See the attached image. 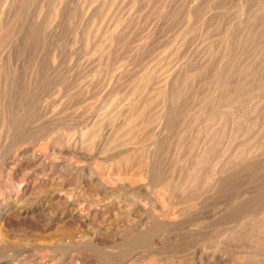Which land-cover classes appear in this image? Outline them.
Returning <instances> with one entry per match:
<instances>
[{
  "label": "rangeland",
  "instance_id": "obj_1",
  "mask_svg": "<svg viewBox=\"0 0 264 264\" xmlns=\"http://www.w3.org/2000/svg\"><path fill=\"white\" fill-rule=\"evenodd\" d=\"M0 264H264V0H0Z\"/></svg>",
  "mask_w": 264,
  "mask_h": 264
},
{
  "label": "bare ground",
  "instance_id": "obj_2",
  "mask_svg": "<svg viewBox=\"0 0 264 264\" xmlns=\"http://www.w3.org/2000/svg\"><path fill=\"white\" fill-rule=\"evenodd\" d=\"M67 52H68V51H67ZM64 53H65V52H64ZM15 56H16V55H15ZM8 69H9V68H8ZM180 76H181V75H180ZM170 77H171V75H170ZM164 78H165V77H164ZM161 79H162V78H161ZM5 81H6V80H5ZM178 86H179V85H178ZM143 88H144V87H143ZM178 88H179V87H178ZM165 90H166V89H165ZM171 93H172V92H171ZM177 93H178V91H177ZM163 94H164V93H163ZM135 97H136V96H135ZM144 97H145V96H144ZM174 99H175V97H174ZM1 101H2V100H1ZM141 102H142V101H141ZM136 104H137V103H136ZM174 104H175V103H174ZM141 105H142V103H141ZM31 107H32V106H31ZM1 109H2V108H1ZM167 109H168V108H167ZM111 110H112V109H111ZM160 110H161V109H160ZM169 113H170V112H169ZM10 115H11V114H10ZM96 115H97V114H96ZM130 115H131V114H130ZM147 115H148V114H147ZM169 115H170V114H169ZM94 116H95V115H94ZM95 117H96V116H95ZM130 117H131V116H130ZM11 119H12V118H11ZM171 121H172V120H171ZM3 122H4V121H3ZM11 122H12V121H11ZM126 122H127V121H126ZM140 122H141V121H140ZM174 122H175V121H174ZM97 123H99V122H97ZM163 123H164V122H163ZM87 124H88V123H87ZM114 124H115V123H114ZM136 125H138V124H136ZM91 127H92V126H91ZM87 128H88V127H87ZM160 128H161V127H160ZM84 129H85V127H84ZM153 129H154V128H153ZM125 130H126V129H125ZM148 130H149V129H148ZM87 132H88V131H87ZM89 132H90V131H89ZM166 132H167V131H166ZM85 134H86V133H85ZM158 134H159V133H158ZM161 134H162V133H161ZM66 135H67V134H66ZM66 135H65V137H66ZM133 135H134V134H133ZM63 136H64V135H63ZM89 136H90V135H89ZM65 137H64V138H65ZM84 137H85V135H84ZM103 137H104V136H103ZM148 137H149V136H148ZM148 137H147V138H148ZM61 138H62V137H61ZM69 138H70V137H69ZM86 138H87V137H86ZM66 139H67V138H66ZM88 139H89V138H88ZM101 139H102V138H101ZM72 140H73V139H72ZM72 140H71V141H72ZM103 140H104V139H103ZM39 141H40V140H39ZM57 141H58V140H57ZM62 141H63V140H62ZM64 141H65V140H64ZM79 141H80V140H79ZM59 142H60V141H59ZM66 142H67V141H66ZM66 142H65V143H66ZM74 142H75V141H74ZM156 142H157V141H156ZM77 143H78V142H77ZM151 143H152V142H151ZM151 143H150V144H151ZM92 144H93V143H92ZM100 144H101V143H100ZM159 144H160V143H159ZM62 145H63V144H62ZM88 145H90V144H88ZM157 145H158V144H157ZM160 145H162V144H160ZM56 146H57V145H56ZM79 146H80V145H79ZM39 147H41V146H39ZM42 147H43V146H42ZM42 147H41V148H42ZM53 147H54V146H53ZM65 147H66V146H65ZM56 148H57V147H56ZM58 148H59V147H58ZM70 148H71V146H70ZM83 148H84V146H83ZM160 148H161V147H160ZM163 148H164V147H163ZM63 149H64V147H63ZM80 149H81V148H80ZM148 149H149V148H148ZM153 149H154V148H153ZM41 150H42V149H41ZM71 150H72V149H71ZM74 150H75V148H74ZM74 150H73V151H74ZM102 150H103V148H102ZM102 150H101V151H102ZM146 150H147V149H146ZM42 151H43V150H42ZM52 151H53V150H52ZM60 151H61V150H60ZM37 152H38V151H37ZM71 152H72V151H71ZM76 152H77V151H76ZM159 152H160V151H159ZM41 153H42V152H41ZM79 153H80V152H79ZM149 153H150V152H149ZM36 154H37V153H36ZM36 154H35L34 156H36ZM56 154H57V153H55V155H56ZM66 154H67V153H66ZM73 154H74V153H73ZM154 154H155V153H154ZM41 155H43V154H41ZM29 156H30V155H29ZM38 156H39V155H38ZM148 156H149V155H148ZM151 156H152V155H151ZM31 157H32V156H31ZM47 157H48V156H47ZM153 157H154V156H153ZM43 158H44V157H43ZM48 158H49V157H48ZM57 158H58V157H56V159H57ZM63 158H64V157H63ZM31 159H32V158H31ZM34 159H35V158H34ZM56 159H55V160H56ZM151 159H152V158H151ZM32 160H33V159H32ZM45 160H46V159H45ZM58 160H59V159H58ZM64 161H65V160H64ZM154 161H155V160H154ZM36 162H38V161H36ZM46 162H47V161H46ZM56 162H57V161H56ZM34 163H35V162H34ZM44 163H45V161H44ZM73 163H74V162H73ZM48 164H49V163H48ZM51 164H52V162H51ZM58 164H59V163H58ZM63 164H64V163H63ZM59 165H60V164H59ZM59 165H58V167H60ZM61 165H62V164H61ZM64 165H65V164H64ZM42 166H43V165H42ZM53 166H54V165H53ZM65 166H66V165H65ZM67 166H68V165H67ZM48 167H49V166H48ZM50 167H51V166H50ZM50 167H49V168H50ZM55 167H57V166H55ZM58 167H57V169H58ZM74 167H75V165H74ZM49 168H48V169H49ZM51 168H52V167H51ZM62 168H64L63 165H62ZM59 169H60V168H59ZM87 169H88V168H87ZM90 169H91V168H90ZM46 170H47V169H46ZM49 170H50V169H49ZM60 170H61V169H60ZM53 171H54V170H53ZM77 171H78V170H77ZM57 172H58V171H57ZM44 173H45V172H44ZM52 174H53V173H52ZM91 174H92V173H91ZM93 174H94V173H93ZM144 174H145V172H144ZM148 174H149V173H148ZM24 175H25V174H24ZM26 175H28V174L26 173ZM97 175H98V174H97ZM22 176H23V175H22ZM91 176H92V175H91ZM30 177H31V176H30ZM43 177H44V176H43ZM117 177H118V176H117ZM20 179H21V178H20ZM25 179H27V178H25ZM31 179H32V178H31ZM99 179L102 180L101 178H99ZM13 180H14V179H13ZM47 180H48V179H47ZM18 181H19V180H18ZM20 181H21V180H20ZM39 181H40V180H39ZM45 181H46V180H45ZM45 181H44V183H45ZM6 182H7V180H6ZM22 182H23V181H22ZM22 182H21V183H22ZM47 182H48V181H47ZM47 182H46V183H47ZM99 182H100V181H99ZM107 182H108V181H107ZM14 183H15V182H14ZM30 183H31V182H30ZM7 184H8V183H7ZM23 184H24V183H23ZM103 184H105L104 181H103L102 185H103ZM38 185H39V184H38ZM42 185H43V184H42ZM98 185H99V184H98ZM15 186H16V185H15ZM19 186H21V185H19ZM35 186H36V185H35ZM46 186H47V185H46ZM6 187H7V185H6ZM10 187H11V185H10ZM13 187H14V185H13ZM30 187H31V186H30ZM39 187H40V185H39ZM4 188H5V187H4ZM25 188H26V187H25ZM11 189H13V188L11 187ZM17 189H18V187H17ZM20 189H21V188H20ZM3 190H4V189H3ZM6 190H7V189H6ZM34 190H35V189H34ZM13 191H14V189H13ZM17 191H19V190H17ZM17 191H16V192H17ZM23 191H24V189H23ZM31 191H32V190H31ZM2 192H3V191H2ZM5 193H7V192H5ZM22 193H23V192H22ZM2 194H4V193H2ZM2 194H1V195H2ZM7 194H8V193H7ZM15 194H16V193H15ZM17 194H18V193H17ZM17 194H16V195H17ZM19 194H20V192H19ZM61 194H62V193H61ZM11 196H12V195H11ZM9 197H10V196H9ZM71 197H72V196H71ZM7 198H8V197H7ZM66 198H67V197H66ZM17 199H18V198H17ZM64 199H65V198H64ZM65 201H66V200H65ZM62 203H63V202H62ZM15 208H16V207H15ZM18 211H19V210H18ZM5 214H7V213H5ZM4 216H5V215H4ZM36 216H37V215H36ZM8 217H9V216H8ZM8 217H7V218H8ZM10 217H11V216H10ZM10 217H9V218H10ZM3 218H4V217H3ZM14 218H15V217H14ZM22 218H23V217H22ZM20 221H21V220H20ZM28 221H29V220H28ZM1 239H2V238H1ZM70 258H71V257H70ZM71 259H72V258H71Z\"/></svg>",
  "mask_w": 264,
  "mask_h": 264
}]
</instances>
